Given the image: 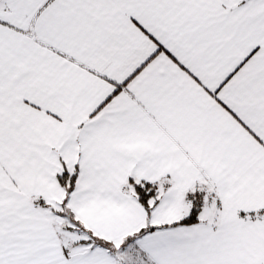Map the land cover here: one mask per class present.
<instances>
[{
	"label": "snow or ice",
	"instance_id": "1",
	"mask_svg": "<svg viewBox=\"0 0 264 264\" xmlns=\"http://www.w3.org/2000/svg\"><path fill=\"white\" fill-rule=\"evenodd\" d=\"M0 264H264V0H0Z\"/></svg>",
	"mask_w": 264,
	"mask_h": 264
}]
</instances>
